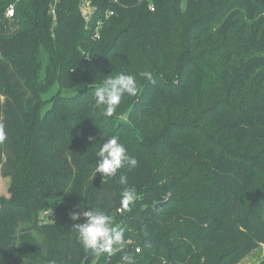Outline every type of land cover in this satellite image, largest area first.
<instances>
[{"label": "trees", "instance_id": "16d2710c", "mask_svg": "<svg viewBox=\"0 0 264 264\" xmlns=\"http://www.w3.org/2000/svg\"><path fill=\"white\" fill-rule=\"evenodd\" d=\"M85 2L95 10L88 22L81 12ZM151 2L153 12L139 0H0V126L6 133L0 141V176L10 181L8 197L0 198V264H123L126 254L137 264H182L195 251L202 264H239L264 246L257 175L247 161L233 159L215 142L204 140L197 165L185 168L191 158L179 149L164 144L163 152L171 157L156 158L152 139L137 132L133 139L120 136L138 163L110 179L99 173L94 177L98 151L86 133L77 144L64 145L66 154L56 156L46 146L43 132L57 110L54 97L71 101L83 95V89L61 93L83 80L100 83L113 70L108 69L112 61L141 73L146 57L171 48V30L180 16L191 21L216 9L217 18L201 39L246 46L217 57L219 95L231 87L241 95L264 87V7L258 0ZM10 5L14 16L8 19ZM53 84L57 91L42 112V94ZM214 118L235 149L264 146L263 102L240 112L220 110ZM132 123L129 115L125 124ZM93 136L95 141L107 138L104 133ZM121 174L127 177L125 185L119 182ZM201 179L206 184L200 189ZM125 188L137 192L128 208L121 204ZM87 208L104 211L123 229L121 250L94 254L78 243L69 216ZM46 210L52 216L43 224Z\"/></svg>", "mask_w": 264, "mask_h": 264}, {"label": "rangeland", "instance_id": "374dc122", "mask_svg": "<svg viewBox=\"0 0 264 264\" xmlns=\"http://www.w3.org/2000/svg\"><path fill=\"white\" fill-rule=\"evenodd\" d=\"M258 1L264 7V0ZM217 11L214 9L200 13L191 21L185 20L183 16L177 18L178 25L171 30V48L162 50L157 56L146 57V67L141 72H150L151 80L140 76L131 67L122 70L118 61H112L108 69L113 70L107 72L104 79L121 72L134 75L138 91L135 96L125 95L111 117L103 116L101 110L94 107V90L102 85L104 79L100 83L83 80L75 89H63V96L81 89L86 90V93H77L75 98L68 99L71 101L54 97L57 110L53 114V121L46 122L43 132L46 146L56 156L66 154L68 151L64 145L77 144L82 141L83 133H86L93 149L99 151L107 139L113 136L133 139V132H137L138 137L147 141L152 139L157 144L153 151L156 158L171 157L163 152L164 144L179 149L184 157L191 158L190 163L185 165L188 168L197 165L203 151V142L208 140L218 144L233 159L247 161L255 171L260 185L255 193L256 201H264V146L249 144L237 150L223 138L214 121L215 113L220 110L240 112L248 110L254 103H264L263 86L255 87L248 95H241L233 87L224 91L223 95L218 94L217 57L222 52L243 51L246 46L236 40L212 44L201 39V35L212 27ZM56 91L57 85L53 84L42 94V112L50 108L51 97ZM129 115L133 118L130 125L125 124ZM101 133L107 138L95 141L93 134ZM195 175L202 177L199 170ZM9 183L8 178L0 176V198L8 197ZM204 184L206 181L201 179L197 186L201 189ZM198 255L195 251L182 264H202L203 260H199ZM220 255L217 253L213 261H219ZM261 260H264V246L249 253L239 264H259Z\"/></svg>", "mask_w": 264, "mask_h": 264}, {"label": "clouds", "instance_id": "9594fccd", "mask_svg": "<svg viewBox=\"0 0 264 264\" xmlns=\"http://www.w3.org/2000/svg\"><path fill=\"white\" fill-rule=\"evenodd\" d=\"M140 76L151 80L150 72H141ZM138 91L136 76L123 72L108 77L103 80L102 85L94 90L96 109L101 110L105 117H111L122 98L127 95L135 96ZM6 138L3 127L0 126V141ZM91 139V138H90ZM98 160L95 166V175L101 174L103 179L116 177L122 168H135L137 159L130 155L127 148L119 141L118 137L113 136L107 139L96 153ZM93 177V178H94ZM121 185L127 184V177L120 175ZM137 199V192L134 188H125L121 193V204L128 208ZM69 219L73 221L72 229L75 230L78 243L89 252L94 254H114L121 250L125 244V236L122 228L114 226L113 219L104 211L90 210L81 213L73 212ZM83 219V223H75ZM123 264H137L135 258L130 255L121 257Z\"/></svg>", "mask_w": 264, "mask_h": 264}, {"label": "built area", "instance_id": "2783aa9c", "mask_svg": "<svg viewBox=\"0 0 264 264\" xmlns=\"http://www.w3.org/2000/svg\"><path fill=\"white\" fill-rule=\"evenodd\" d=\"M139 1H140V2H147V3H148L149 10H150L151 12L154 11V6H153V4H152V2H151L152 0H139ZM94 11H95L94 8L90 5L89 2H85V3L82 5V7H81V12H82L83 18H84V20H85L86 22H88V21L90 20V18H91V16H92V14L94 13ZM52 14L54 15V11H52ZM110 15H112V13H109V14L107 15V17L110 16ZM5 16H6V18H8V19L13 18V16H14V5H10V6L6 9ZM95 38H96V39H99V35L96 34V35H95ZM121 212H122V209H119V210H118V213H121ZM51 216H52V212H51V211H49V210L44 211V212L42 213V215H41V222H42L43 224H46V223L49 221V218H50ZM135 252H136V253H139V252H140L139 248H136V249H135Z\"/></svg>", "mask_w": 264, "mask_h": 264}, {"label": "water", "instance_id": "95a60500", "mask_svg": "<svg viewBox=\"0 0 264 264\" xmlns=\"http://www.w3.org/2000/svg\"><path fill=\"white\" fill-rule=\"evenodd\" d=\"M160 206H162V204H157L155 208H159Z\"/></svg>", "mask_w": 264, "mask_h": 264}]
</instances>
